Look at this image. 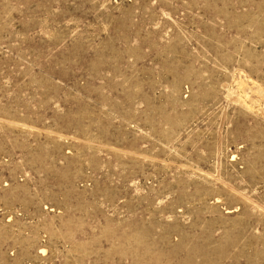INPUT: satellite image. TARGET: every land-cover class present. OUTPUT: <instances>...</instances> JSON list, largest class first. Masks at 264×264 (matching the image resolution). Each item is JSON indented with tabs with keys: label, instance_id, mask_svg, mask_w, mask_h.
<instances>
[{
	"label": "rangeland",
	"instance_id": "1",
	"mask_svg": "<svg viewBox=\"0 0 264 264\" xmlns=\"http://www.w3.org/2000/svg\"><path fill=\"white\" fill-rule=\"evenodd\" d=\"M0 264H264V0H0Z\"/></svg>",
	"mask_w": 264,
	"mask_h": 264
}]
</instances>
